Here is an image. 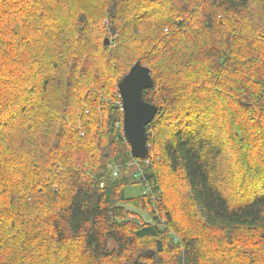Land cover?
<instances>
[{"label":"trees","instance_id":"1","mask_svg":"<svg viewBox=\"0 0 264 264\" xmlns=\"http://www.w3.org/2000/svg\"><path fill=\"white\" fill-rule=\"evenodd\" d=\"M0 91V264H264V0H0Z\"/></svg>","mask_w":264,"mask_h":264},{"label":"water","instance_id":"2","mask_svg":"<svg viewBox=\"0 0 264 264\" xmlns=\"http://www.w3.org/2000/svg\"><path fill=\"white\" fill-rule=\"evenodd\" d=\"M110 44H111V40L107 38L105 40V45L109 46ZM137 65H139V67L144 71L146 75L143 80V87L140 89V92L138 96L135 98V101L131 100L129 96L124 92L123 88L121 87L122 81L118 85V90L123 106L122 108H123L124 138L130 147L132 157L135 160H144L147 158L149 153V147L147 145V128L156 117L158 113V108L156 105L145 101L143 98L144 91L152 90L155 87V83L152 78L151 69L144 66L141 61H137L135 65L132 66V68ZM133 103H135L138 110V116L135 126L136 127L135 135H133L131 130L132 129L131 108Z\"/></svg>","mask_w":264,"mask_h":264},{"label":"snow or ice","instance_id":"3","mask_svg":"<svg viewBox=\"0 0 264 264\" xmlns=\"http://www.w3.org/2000/svg\"><path fill=\"white\" fill-rule=\"evenodd\" d=\"M50 3L55 4L57 0H49ZM87 24V17H81V25ZM156 70L163 74L165 69L164 65L157 63ZM144 71L139 67V65L133 67L130 72L125 74L122 79L121 87L123 88L124 92L129 96V98L133 101H135V98L138 96L140 89L143 87V80L145 78ZM2 91H0V96H2ZM2 103V101H0ZM2 111H0V116H2ZM138 116V110L135 103H133L131 108V123H132V133L135 135L136 131V121ZM198 117L196 115H193V126L198 128V125L196 124Z\"/></svg>","mask_w":264,"mask_h":264},{"label":"rangeland","instance_id":"4","mask_svg":"<svg viewBox=\"0 0 264 264\" xmlns=\"http://www.w3.org/2000/svg\"><path fill=\"white\" fill-rule=\"evenodd\" d=\"M141 190H142V187L139 186V185H137V186H131V187L128 188V190H127V194H128L129 196L137 195L138 193L141 192ZM142 214H143V217H144L146 220H149V218H148V216H147L146 214H144V213H142Z\"/></svg>","mask_w":264,"mask_h":264},{"label":"built area","instance_id":"5","mask_svg":"<svg viewBox=\"0 0 264 264\" xmlns=\"http://www.w3.org/2000/svg\"><path fill=\"white\" fill-rule=\"evenodd\" d=\"M121 107H123V106L121 105ZM122 109H123V108H122ZM145 160H146V159H145ZM135 165H137V164L135 163ZM117 173H118V171L115 170L114 175L117 176Z\"/></svg>","mask_w":264,"mask_h":264},{"label":"bare ground","instance_id":"6","mask_svg":"<svg viewBox=\"0 0 264 264\" xmlns=\"http://www.w3.org/2000/svg\"><path fill=\"white\" fill-rule=\"evenodd\" d=\"M144 162V161H143Z\"/></svg>","mask_w":264,"mask_h":264}]
</instances>
